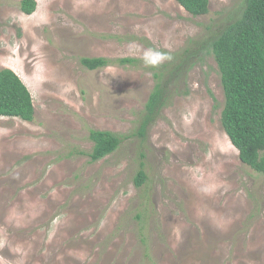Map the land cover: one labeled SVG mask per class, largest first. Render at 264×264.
Returning a JSON list of instances; mask_svg holds the SVG:
<instances>
[{"label": "rangeland", "instance_id": "1", "mask_svg": "<svg viewBox=\"0 0 264 264\" xmlns=\"http://www.w3.org/2000/svg\"><path fill=\"white\" fill-rule=\"evenodd\" d=\"M22 1L0 0V71L21 78L36 113L0 117V260L264 264V174L240 161L222 128L214 59L170 79L179 57L147 68L129 52L171 56L212 41L247 0H210L202 17L174 0H35L32 15ZM84 58L138 62L89 71ZM160 72L165 102L141 138ZM92 130L119 135V150L92 163ZM141 169L148 181L137 188Z\"/></svg>", "mask_w": 264, "mask_h": 264}, {"label": "trees", "instance_id": "2", "mask_svg": "<svg viewBox=\"0 0 264 264\" xmlns=\"http://www.w3.org/2000/svg\"><path fill=\"white\" fill-rule=\"evenodd\" d=\"M193 17L209 13L210 0H174ZM37 10L35 0H23L21 11L32 15ZM211 56L219 70L225 95L221 115L222 128L232 146L238 151L240 161L253 171L264 174V0H247L242 15L212 41L191 42L183 51L171 55L179 57L176 69L166 72L175 79L194 65ZM133 58L111 60L84 58L81 65L89 71H97L114 65H134ZM170 66L164 67L168 69ZM146 104L138 134L147 137V130L162 109L167 94L163 73ZM35 107L31 92L21 78L11 69L0 71V117L17 118L33 122ZM93 144L88 154L97 163L117 152L122 138L108 131H90ZM148 176L141 169L134 178L137 188L146 185ZM143 233L142 235H144ZM144 239V243H146Z\"/></svg>", "mask_w": 264, "mask_h": 264}, {"label": "clouds", "instance_id": "3", "mask_svg": "<svg viewBox=\"0 0 264 264\" xmlns=\"http://www.w3.org/2000/svg\"><path fill=\"white\" fill-rule=\"evenodd\" d=\"M129 52L130 54L139 52L142 63L147 68H158L165 61H169L172 58L166 52L153 48H146L141 50L134 44L129 45ZM0 264H6V261L0 260Z\"/></svg>", "mask_w": 264, "mask_h": 264}]
</instances>
